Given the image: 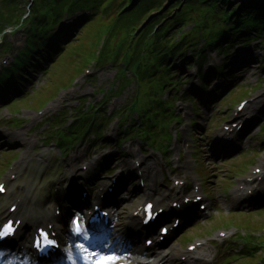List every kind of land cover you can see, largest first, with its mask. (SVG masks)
<instances>
[{
    "label": "rangeland",
    "instance_id": "1",
    "mask_svg": "<svg viewBox=\"0 0 264 264\" xmlns=\"http://www.w3.org/2000/svg\"><path fill=\"white\" fill-rule=\"evenodd\" d=\"M263 2H264V0L260 1V3H263ZM96 25L92 26V28L89 31H87L81 37L80 41H78L74 46H72L69 49V52L67 53V55L64 56L63 58H61V60L57 64V66L51 71V74L49 76L50 79L47 77L49 79V81H47L46 83L44 82L45 85H43L44 86L43 94L40 91V93L35 95L33 98H35V97H37V98L33 99L32 105L36 104V100H38L39 98H48L50 95L56 93V91L59 89L58 88L59 86L65 85L66 84L65 82L68 81L70 78L73 79V76H75L78 73L77 70H80L84 67V64L86 63L85 62L86 58L87 57L89 58L91 55V51H92L91 42H90L91 31H93L96 28ZM18 40L20 43H22L23 35H21L18 38ZM97 73L99 76L97 77V81H96L92 90H90L89 88H86L89 85H86L85 87H83L84 84H82L80 82L79 84H76L75 86L71 87L69 93H63L62 92L60 94L61 98L65 97L66 95H71V96H73V98L66 99V100H68L69 102H72L75 97H77L78 95H80L83 92H88L89 94H91L93 92V90L95 88H97V86H99L100 84H103L113 74V72L110 70H106V71L99 70ZM62 79H65V81L61 82ZM243 89H246V88L244 87ZM254 93H255V91L252 90L250 95H252ZM99 97H100L99 95H96L93 98L97 99ZM123 98L124 97L114 99L109 104V109H111L113 106L117 105L121 100H123ZM60 105H61V101H58V102H51V104L49 106H53L54 109H57ZM28 108H31V107H28ZM32 114L33 113H24V115H26L27 117H29L31 119L35 118ZM106 135H109V136L110 135H113V136L116 135V123L115 122H113L109 125V127L106 130ZM125 145L129 146L131 148H134V149H137L139 147L138 143L135 141H132V140L125 142ZM221 216H225V215H221ZM236 217L237 218L234 219L233 221L241 219V216H236ZM228 218H230V217H228ZM260 219H263V218H260ZM253 227L264 229V221H261V222L255 221L253 224ZM207 229H210V226H207ZM207 233H209V232H207ZM198 235H201V234H198Z\"/></svg>",
    "mask_w": 264,
    "mask_h": 264
},
{
    "label": "snow or ice",
    "instance_id": "2",
    "mask_svg": "<svg viewBox=\"0 0 264 264\" xmlns=\"http://www.w3.org/2000/svg\"><path fill=\"white\" fill-rule=\"evenodd\" d=\"M3 189L0 188V191ZM151 208V206H148ZM81 218L76 217L72 219L70 223L73 226V230L77 237H82L84 240L88 239V236L85 235V229L82 228L80 223ZM16 228L13 226V223L9 221L2 228H0V240H3L6 237H11L16 233ZM34 247L41 253L47 252L48 250H56L59 248L58 243L55 240L54 234L52 238H50L49 233L45 231H41L39 237L35 240ZM75 247L79 250L81 259L85 262V264H113L118 258L115 255H102L99 252L91 251L89 247H87L83 243L76 244Z\"/></svg>",
    "mask_w": 264,
    "mask_h": 264
},
{
    "label": "trees",
    "instance_id": "3",
    "mask_svg": "<svg viewBox=\"0 0 264 264\" xmlns=\"http://www.w3.org/2000/svg\"><path fill=\"white\" fill-rule=\"evenodd\" d=\"M116 14H117V12H116ZM137 22H138V21H137ZM137 22L132 21V24L135 25ZM126 24H130V22L126 21ZM91 28H92V27H90V29H91ZM90 29H89V30H90ZM131 32H132V30H131V27H130V26H126L125 28H123V35H124V36L129 35Z\"/></svg>",
    "mask_w": 264,
    "mask_h": 264
}]
</instances>
